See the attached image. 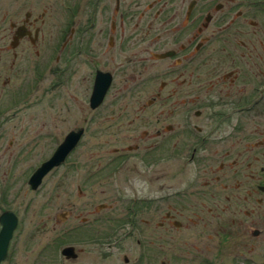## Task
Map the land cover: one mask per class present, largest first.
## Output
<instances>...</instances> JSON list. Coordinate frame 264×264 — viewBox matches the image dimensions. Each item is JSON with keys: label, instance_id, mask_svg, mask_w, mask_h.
Instances as JSON below:
<instances>
[{"label": "flooded vegetation", "instance_id": "af4514ba", "mask_svg": "<svg viewBox=\"0 0 264 264\" xmlns=\"http://www.w3.org/2000/svg\"><path fill=\"white\" fill-rule=\"evenodd\" d=\"M19 114L4 155L59 200L25 264H264V0H0V121ZM11 240L0 264H24Z\"/></svg>", "mask_w": 264, "mask_h": 264}, {"label": "rangeland", "instance_id": "374dc122", "mask_svg": "<svg viewBox=\"0 0 264 264\" xmlns=\"http://www.w3.org/2000/svg\"><path fill=\"white\" fill-rule=\"evenodd\" d=\"M42 104L32 108L39 111L50 106L46 101ZM6 119L7 116L3 121H0V125ZM24 119L22 114H19L16 118L3 124L7 128H0V214L3 210L10 209L18 216L20 223L14 230L10 252L13 253L14 258L23 259L25 264L26 258L32 257L31 255L34 253L52 251L49 247H51L50 241L57 234L54 229V216L59 208V200L56 195L58 188L55 174L47 176L42 185L33 191L27 185L25 174L34 166L33 162L36 159L33 161L26 160L25 162L24 160L17 161L18 163L14 164L13 161H7L8 154L4 155L5 151L11 150V148L7 149L10 127L13 124L20 125ZM91 136L92 146L88 147L83 144L80 151H78V156H91V161L97 163L109 155L108 148L101 143L104 139L102 132L94 126ZM48 149L47 147L46 151ZM8 169L10 172H8ZM106 187H108V184L95 182L92 188L100 191ZM109 187L112 186L109 185ZM62 198L60 197V199Z\"/></svg>", "mask_w": 264, "mask_h": 264}, {"label": "water", "instance_id": "95a60500", "mask_svg": "<svg viewBox=\"0 0 264 264\" xmlns=\"http://www.w3.org/2000/svg\"><path fill=\"white\" fill-rule=\"evenodd\" d=\"M104 91V90H102ZM72 135V134H71ZM78 135L76 137H67L66 141L63 145H61L53 156L42 165L37 168V170L32 174L29 178L28 183L32 188H36L40 183L42 177L55 165L59 164L64 156L71 150V148L75 145ZM76 138V139H70ZM0 262L5 258L7 253V246L9 244L10 239L12 238V234L17 224V217L12 211H4L0 214ZM67 251V249H66Z\"/></svg>", "mask_w": 264, "mask_h": 264}]
</instances>
